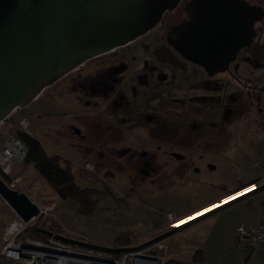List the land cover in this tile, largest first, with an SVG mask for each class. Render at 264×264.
<instances>
[{
	"label": "rangeland",
	"instance_id": "374dc122",
	"mask_svg": "<svg viewBox=\"0 0 264 264\" xmlns=\"http://www.w3.org/2000/svg\"><path fill=\"white\" fill-rule=\"evenodd\" d=\"M51 92H43L16 110L9 122L27 119L26 134L36 139L47 155L71 163L80 188L102 194L94 211L81 215L75 201L57 198L32 167L13 163L11 177L2 180L27 193L41 210L54 204L48 215L34 220L21 235L22 241L39 240L34 233L39 228L107 248L115 247L120 236L130 240L127 247H134L152 239L162 228L156 236L198 217L200 210L230 198L237 190L264 182V109L260 115L251 111L231 122L225 150L180 153L158 140L151 141L152 145L139 143L137 139L143 141L144 137L137 132L113 133L90 108L52 99ZM0 126L7 128L3 123ZM164 128L157 131L164 132ZM86 163L93 166L92 172L84 170ZM263 212L264 191L221 209L161 241L167 247L166 260L189 263L201 250L202 264H261L258 253L235 245L234 231L241 225H257ZM168 215L174 218L173 226ZM13 218L0 198V245L3 229Z\"/></svg>",
	"mask_w": 264,
	"mask_h": 264
},
{
	"label": "water",
	"instance_id": "95a60500",
	"mask_svg": "<svg viewBox=\"0 0 264 264\" xmlns=\"http://www.w3.org/2000/svg\"><path fill=\"white\" fill-rule=\"evenodd\" d=\"M180 0H0V124L33 102L46 88L85 62L123 47L152 30ZM188 20L174 26L167 42L209 75L223 72L248 47L259 8L238 0H193ZM264 91V86L261 89ZM261 186L134 247L107 248L44 230L64 244L115 254L143 250L182 229L242 201ZM0 198L23 222L39 208L0 177Z\"/></svg>",
	"mask_w": 264,
	"mask_h": 264
},
{
	"label": "flooded vegetation",
	"instance_id": "af4514ba",
	"mask_svg": "<svg viewBox=\"0 0 264 264\" xmlns=\"http://www.w3.org/2000/svg\"><path fill=\"white\" fill-rule=\"evenodd\" d=\"M191 1L180 0L152 30L85 62L43 92L52 89V99L90 108L113 133L141 134L145 141L137 140L145 145L158 140L180 153L225 150L231 122L264 109V0H238L262 14L251 44L213 75L167 42L169 31L188 20Z\"/></svg>",
	"mask_w": 264,
	"mask_h": 264
},
{
	"label": "built area",
	"instance_id": "2783aa9c",
	"mask_svg": "<svg viewBox=\"0 0 264 264\" xmlns=\"http://www.w3.org/2000/svg\"><path fill=\"white\" fill-rule=\"evenodd\" d=\"M17 125L19 130L27 132L30 124L27 119L22 118L17 121ZM26 156L27 148L16 133L0 126V175L7 178L11 177L12 164L23 163ZM84 170L92 172L93 166L86 163ZM254 188L256 187L251 186L244 189L237 193L234 198ZM53 207L52 204L45 211L39 208V215L29 222H23L14 214L13 220L3 229L0 264L4 262L11 264H165L167 247L162 242L140 251L115 254L64 244L54 240L53 237L40 234L36 230L34 233L40 237L39 240H20L21 235L32 227L34 220L41 215H48ZM173 219L172 216L168 215V222L172 223V226ZM74 240L86 243L79 239ZM234 243L251 253L264 254V221L255 226L241 225L237 227L234 231Z\"/></svg>",
	"mask_w": 264,
	"mask_h": 264
},
{
	"label": "trees",
	"instance_id": "16d2710c",
	"mask_svg": "<svg viewBox=\"0 0 264 264\" xmlns=\"http://www.w3.org/2000/svg\"><path fill=\"white\" fill-rule=\"evenodd\" d=\"M3 124L7 125L8 129L14 131L27 148V156L25 157L23 163L26 166L32 167L37 175L46 182L57 198L61 200L75 201L78 204V212L81 215L86 216L94 211L98 200L97 197H99L102 193L94 189L80 188L76 183L73 166L70 162V164H67L58 156L47 155L41 144L36 139L27 135L26 132L18 129L17 121L9 122L8 118L3 122ZM0 177L3 176L0 175ZM52 204L53 203L48 206L50 207ZM115 243V247L119 248L130 246V240L123 239L120 236L116 238ZM202 262L203 253L201 250H198L193 254L189 263L166 260L165 264H202Z\"/></svg>",
	"mask_w": 264,
	"mask_h": 264
},
{
	"label": "crops",
	"instance_id": "0c3cea01",
	"mask_svg": "<svg viewBox=\"0 0 264 264\" xmlns=\"http://www.w3.org/2000/svg\"><path fill=\"white\" fill-rule=\"evenodd\" d=\"M248 187H250V186H248ZM246 189V188H245ZM243 190H244V188H243ZM239 191V190H238ZM242 191V190H241ZM21 192V191H20ZM237 192V191H236ZM234 193V195L233 196H230V197H234L237 193H239V192H237V193ZM24 193V192H23ZM25 195H27V197L31 200V201H33L35 204H37L33 199H31L30 197H29V195L27 194V193H24ZM229 198V197H228ZM228 198H224L223 200H221L220 202H218V203H214L213 205H211V206H209V207H207V208H204V210H200L199 211V213H203V212H205V210L206 209H212V208H214V206H216V205H221V204H224L225 203V201H229V199ZM54 205V204H53ZM14 214V213H13ZM264 220V212H263V214H262V216L260 217V220L257 222L258 224H260L262 221ZM257 224V225H258ZM164 228H162V230H160V232H158V233H156L155 234V236L157 235V234H159V233H161V232H163L164 230H163ZM252 258H255L254 256H252ZM259 259H260V263L261 264H264V254H259V257H258Z\"/></svg>",
	"mask_w": 264,
	"mask_h": 264
},
{
	"label": "snow or ice",
	"instance_id": "6c2138e0",
	"mask_svg": "<svg viewBox=\"0 0 264 264\" xmlns=\"http://www.w3.org/2000/svg\"><path fill=\"white\" fill-rule=\"evenodd\" d=\"M234 197H230V198H228L229 200H231V199H233ZM225 203H227V201H225ZM214 207H219V205H216V206H214ZM211 209H206L205 210V212L206 211H210ZM204 213H197V216H199V215H203Z\"/></svg>",
	"mask_w": 264,
	"mask_h": 264
},
{
	"label": "bare ground",
	"instance_id": "6f19581e",
	"mask_svg": "<svg viewBox=\"0 0 264 264\" xmlns=\"http://www.w3.org/2000/svg\"><path fill=\"white\" fill-rule=\"evenodd\" d=\"M239 197V196H238ZM237 198V197H236ZM235 199V198H234ZM233 200V199H232ZM229 202V201H228ZM225 204V203H224ZM223 205V204H222ZM220 206V205H219ZM215 208H217V207H215ZM215 208H213V209H215ZM212 210V209H211ZM183 224V223H182ZM182 224H179V225H182ZM179 225H176V227L177 226H179Z\"/></svg>",
	"mask_w": 264,
	"mask_h": 264
}]
</instances>
